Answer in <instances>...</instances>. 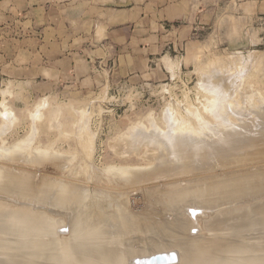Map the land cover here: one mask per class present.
<instances>
[{
  "label": "rangeland",
  "instance_id": "rangeland-1",
  "mask_svg": "<svg viewBox=\"0 0 264 264\" xmlns=\"http://www.w3.org/2000/svg\"><path fill=\"white\" fill-rule=\"evenodd\" d=\"M248 1L210 0L207 6L204 5L205 10L197 12L199 14L195 17L187 21L168 22L157 15L158 12L154 9L153 2L143 0L140 2L135 0V3L132 2L131 5L129 2H125L129 6L126 7V12L122 15L111 12L112 7L107 0H0V147L4 140L11 143L8 152L3 154V157L6 158L0 156V163L4 159L1 164L7 165L5 167H11L13 164L14 167L11 168L14 171L12 170V172L19 173L25 169L31 171L30 177L35 175L31 173L37 171L36 178L34 177L36 179L34 182L37 184L41 182L39 181L41 174H49L48 176L63 177L61 178L62 181H71L75 184L82 181L83 184H81L84 186L90 181L89 184L93 186H89V184L87 186L92 187V189L102 184L115 187L114 183L104 178L102 174L99 173V177L100 175L101 177L98 178V174L93 169L92 172L88 170L91 167L84 168L91 160L90 155H92V159L94 158V167L97 169L111 165H136L140 167L148 165L147 169H149L151 163L153 164L155 161L138 159L134 153L138 152V147L142 148L141 146L145 143L155 139L154 134L159 128L165 130V126L168 125L165 117L169 113L170 107L173 106V111L178 108L177 112L189 107L204 110L203 106L207 104L208 100L210 101V96H205L200 91L203 84H214L224 91H232L229 103L235 108H245V105L254 103L255 108L253 107V109L261 107L264 104V12L260 13L261 11L249 6ZM240 109L236 110L239 115L242 113V109ZM10 110L13 111V114ZM8 111L10 112L8 113ZM51 113L53 115H50ZM253 114L248 112L246 114V116L249 115L247 120L253 119V125L256 122L255 126L258 129H255L257 132L249 133L250 136L248 134L245 139L248 138L250 142L247 139L246 143L254 145V147L255 144H259L258 147L256 146L257 151L254 150V152H259V159L257 154H252L254 152L250 149L251 147L242 145V142L239 141L237 145L242 146V148L237 145L234 147V145L232 150L226 152L227 158L232 157L234 154V152L231 153L232 151L238 152L239 150L242 157L237 154L239 155L238 158L245 157L250 153V150L252 158L246 156L243 158V160L245 159L244 162L236 157L235 163L230 162L231 166L229 163V166H217L218 172L220 171L218 176L219 178L224 177V181L227 180L225 179L226 176L223 175L224 173L227 174L229 171L228 173L235 174L234 171L237 169L234 171V168L231 169L234 166L239 169V171L237 170L239 173L243 170V176L246 173H244L245 170H250L253 173L260 166L259 169L264 168V163H262L264 162L262 160L264 159V142L262 141L263 134H260L264 133L262 126L264 120L262 119L263 122L258 124L261 117ZM85 115L89 116L88 121L84 119L87 117ZM51 116L53 117L51 118ZM211 117L205 114L204 118L207 119L205 121L215 123V119ZM245 117L242 116L246 119L247 117ZM237 121L241 122L238 119ZM85 122H88L86 123L88 127ZM151 125H153L152 129ZM246 125H251V123H246ZM79 127H83L82 133H80ZM125 134L133 136L135 140L133 138L131 140V137ZM135 134L139 137H135L137 136ZM140 134H142L141 137ZM251 134H256L257 138L254 139L255 136L253 135L250 138ZM54 141L59 142V149L56 150L59 153L62 152V155H59L56 151V155L62 157L64 155V157L81 155L78 161L82 164H78L77 161L76 164L58 165L53 157H44V154L50 152L48 150L43 153L32 150L25 152V149L21 147L22 145L26 147L34 142L35 145L32 146L37 149L39 144L47 145L50 142L54 144ZM14 142L15 145H13ZM209 142H213V140H209ZM80 143L84 145V148L86 147L84 149L86 152L83 151L84 154L80 151L83 150V148L81 149L83 146H79ZM114 143H117L118 146H123L122 144L126 143L128 156L122 157L116 152L113 153L115 149L110 147ZM212 145L208 148L213 147ZM133 147L136 152L133 151ZM157 152L159 151H156L155 154L157 155L155 156L158 157L161 153L158 154ZM22 153L24 154L21 155ZM85 154L89 155V160ZM226 154L225 156L222 155L225 159H227ZM40 155L43 157L37 158ZM82 156L84 157L83 160ZM248 158L254 162L256 159L257 163L251 162ZM165 159L168 162V159ZM199 162L204 163L205 161L200 160ZM41 163L42 165H40ZM155 164L157 162L153 165ZM158 164L155 166L157 167ZM250 165L254 166L251 167ZM17 166L19 168H16ZM80 166L82 167L79 168ZM155 166L154 168H156ZM10 167L8 171L11 172ZM45 167H49L50 172L41 171ZM18 169L22 171H18ZM211 171L216 170L211 169L209 177H211ZM256 171L258 172V169ZM221 173L223 174L221 175ZM37 174L41 176L39 175L38 178ZM195 176L190 178L195 179ZM202 176L206 177L205 174ZM42 178L45 177L42 176ZM64 178L66 180H63ZM177 178V181L182 178L186 179L185 177ZM158 180L161 181V179H155L153 183L152 181L149 183L154 184ZM17 181L15 180V182ZM163 181L167 183L168 179ZM12 182L13 180L9 181L10 185L7 183L9 185L7 187L12 185L15 190L18 187L14 186ZM165 182L163 183L166 184ZM96 183L100 185L97 186ZM129 183L132 184V181L126 183L127 191L133 189L132 193L128 192L132 199L131 205L135 211L140 213L147 209L149 200H144L142 190L145 188L152 189V184L150 185L148 182L145 184L144 182L143 185L146 186L148 183L149 187H144L141 184L140 187L143 186V189L140 188L142 190L139 191V186L137 188V185L134 187L135 183L132 186ZM156 183L155 186H152L159 188V183L163 184L159 182L157 186ZM119 186L121 187L122 184ZM7 187L6 189H8ZM11 187L8 192L4 187L6 191H2L3 194L5 192L7 194L12 193ZM21 187L25 189L23 186ZM123 187L126 189L125 185ZM195 188L194 190H196ZM218 193L217 196L222 193L219 197H224L222 196L223 192ZM212 195L217 199L216 195ZM246 196L248 194L242 197L245 198V202L244 199L243 201L242 198L240 199L241 204L245 203L250 207L254 203V206L250 207L251 210L258 203H261L259 202L261 201L260 197L257 199V196L252 198L253 201L250 199L251 203H248L246 200L249 199V196ZM141 197H143L142 200ZM254 199L258 200L257 205ZM238 203L240 206V202ZM238 203H235L236 206ZM235 204L233 203L234 207H236ZM229 205V208L227 207L228 204L227 206L224 205V209L233 208L231 204ZM242 205L240 207L247 209L246 205ZM206 208L197 209L195 216L189 211L192 220H197L199 217L202 220L209 214L208 212L214 213L220 210L215 207H213L215 208V210L212 209L213 211L210 209L212 207ZM205 209L207 213H204ZM199 212L203 214L200 215ZM254 214L259 216L258 213ZM257 216L254 215L253 218H257ZM204 220H208V218L206 217ZM215 220L219 221L218 218ZM223 221L224 217L222 216L219 222L215 221L216 224L220 225L215 226L218 228ZM222 228L223 226L220 229ZM63 230L65 233L68 232V228ZM260 232L263 233V231ZM260 232L258 233L259 239L262 238V235L264 236V233L261 234ZM197 233L198 231H196ZM255 239L259 240L257 237L254 238L250 245L254 247L257 245V247L253 251L252 246L251 250L254 255L256 254L255 256L259 257L257 254L262 253L261 255H264V248H261L263 251L259 249L264 247V237L263 240H260L261 246L255 244L257 243ZM251 246L249 247L251 248ZM56 261L58 262L57 258ZM180 261L174 264H179ZM55 262L54 264H61Z\"/></svg>",
  "mask_w": 264,
  "mask_h": 264
},
{
  "label": "bare ground",
  "instance_id": "bare-ground-1",
  "mask_svg": "<svg viewBox=\"0 0 264 264\" xmlns=\"http://www.w3.org/2000/svg\"><path fill=\"white\" fill-rule=\"evenodd\" d=\"M203 85L200 87V91H202L205 96L211 97H209L210 101L208 100L207 104L203 106V112L198 108L193 107L182 110L180 109L177 112L176 110L178 108L173 111V106L170 107V110L168 109L169 113H167L165 117L168 121L165 130L159 128L160 130L158 129L154 134L155 139L152 136V140L149 142L146 141L147 143L144 142L145 144L141 146L142 148L138 147V152L134 151V147L132 148L133 151L136 152H133L135 157L138 159L145 161L150 159L151 162L155 161L157 164L161 163L160 165L158 164L157 167L155 166L157 164L153 165L154 162L153 164L151 163V165L149 164V169H147V164L146 167L136 165H111L104 167L103 169H97L94 167V158L92 159V155H90L91 160L88 161V164L90 165L87 164L84 168L87 166L91 167V169L89 167V169H86L91 172L93 169L98 174V178L101 177V175L99 177V173L102 174L104 178L111 180L115 187H112L113 185L111 186L110 183V186H107L98 182L102 185H97L96 183L97 186H100L92 189V187H89L91 185L89 184L90 181L88 182L89 186H87L88 184H85L84 186L82 185V181V184H75L71 181L66 182L62 181L61 178L63 177L60 178L54 175L48 176L49 174L43 175L40 171L39 173L45 178H42L39 174L42 178L41 179L37 174L39 181H41L37 184L34 182V180L36 181L34 177L36 178L35 175L37 171L31 173L35 174L34 176L32 175V181V176H29L31 171L29 172L26 169V171H22L20 168L18 171L22 172H12L13 169L11 167H14V165L10 164L11 167H5L7 165L1 164L3 163L2 160H4L2 159L0 163V264H54L56 258L58 259V262L56 261L55 263L61 264H174L179 262V260H181V263L179 264H264V255H261L262 253L257 254L259 255V257H257L255 256L256 254L254 255L253 253L257 245L256 247L252 245L253 249L250 245L254 238L257 237L259 239L260 235H258V233L260 231H263L264 233V182L262 183L264 176L261 175H264V168L259 169L261 166H257L258 168L255 166L258 169V172L256 171L257 169L254 170L255 172L252 169L253 173L250 172V170H245L244 173L246 172V175L244 174L243 176V170L239 173V169L234 166L231 169L234 168L233 171L235 169L238 170L234 171L235 174L228 173L229 171L227 172L228 175L226 173H221V175L223 174L227 177H225V179H227L225 181L223 179L224 177L219 178L218 174L220 171L218 172V169L216 168L217 166L228 165V163L230 165V162L235 163V160L240 159L238 158L239 155L241 156L240 150L238 151L237 149H234L239 153L232 151L231 153L234 152V154L231 158L228 156L230 159L227 158L228 154H226V152L233 149L234 145V147H236L239 141L242 142V145L245 144L247 147H251L250 149L252 152H254V150L257 151L258 148H256V146L258 147L259 144H255L254 147V145L246 143V141L249 140L248 138V140L245 139L246 136H248L249 133L257 132L255 129H258V127L255 126L257 124L256 122L253 125V119L247 120V116H251V114L247 116L246 114L250 112L254 113L259 118L261 117V121H259L260 123L258 122V124H261L264 120V104L257 109H253L255 103L251 105L247 104L245 105L246 107L244 106L245 108H241V110L240 107L235 108L229 103V97L232 91H224L219 86H214V84ZM208 97L206 98L208 99ZM5 106L4 108L7 107ZM238 109L242 111L240 115L236 111ZM10 111H8V113ZM12 112L13 111H11V113ZM205 114L209 117L212 116L215 119V123H209V121L206 122L205 120L207 119L204 118ZM50 115L53 114L51 113ZM242 116H246L247 118L245 117L246 119H244ZM52 117L53 116H51V118ZM88 118L89 116L84 119H87L88 121ZM231 118L236 120L237 123L234 122L233 119L231 120ZM237 119L241 122H238ZM52 120L54 121V119ZM244 120L245 122H243ZM86 123L88 122H85V124ZM246 123H251V125L245 126ZM59 124L61 123L59 122ZM78 125L79 123L77 126ZM86 125L88 127V124ZM253 126L257 128H254ZM262 126L264 128V124H262ZM79 128L81 130L80 133H82L83 127ZM152 128L153 125H151V129ZM260 129L262 130V128ZM130 131H132V129ZM142 134H140V137ZM256 134H251L250 138H252L253 135L255 136L254 139H256ZM260 134H263L262 141L264 142V133ZM125 135L130 136L127 134ZM130 137L126 138L132 140L133 136ZM135 137L139 136L137 135ZM133 139L135 140V138ZM209 140H213V142H209ZM33 143L34 142H32V144H26V147L24 145L21 147L25 149V152L26 150H32L33 152L43 153L48 150L50 152L44 154V157H53V160L57 161L58 165L62 166L69 165V163L76 164L77 161L80 160L81 155H70L68 157H64V155V158L56 155V151L59 155L62 153H59V151L56 150L59 149V142L57 141H54V144L51 142L47 145H43V143L39 144L37 145L38 147H36L37 149H34L33 146L35 143ZM10 144L11 143L8 140L2 142L0 156L2 155L3 157V154L8 152ZM13 145H15V142ZM80 145L81 143L79 146ZM122 145L124 147L118 146L117 143H114L110 148H114L115 151H113V153L116 152L119 156H128V145L127 147L126 143H123ZM210 145L213 147L208 148ZM81 146H83L81 147L83 150H80V147L79 150L83 152L86 147L84 148V145ZM240 148H242V146ZM251 150L250 153H252ZM156 151L161 153L158 157L155 156L157 155L155 154ZM84 152H86V150ZM150 152L151 154H149ZM152 152L154 155H152ZM159 152L157 153L159 154ZM224 152L228 160L224 158ZM10 153L9 155H11ZM250 153L248 155L243 153V155L251 156L252 158ZM252 154H257L258 156L259 152H254ZM262 154L263 153H261V155ZM85 155L87 156V154ZM83 156L82 160L84 158ZM41 157L43 156L40 155L37 158ZM165 158L168 159V162H166L167 160ZM243 158L240 160H243ZM254 158L257 157L255 156ZM84 160L86 161V159ZM200 160L205 162L201 163L199 162ZM83 163L85 162L83 161ZM254 163H257L256 159ZM78 164H82V162H79ZM40 165H42V163ZM151 166L152 168H150ZM154 166L156 168H154ZM9 167L11 168L10 170L12 173L8 171ZM16 168L19 167L17 166ZM211 169L216 171H211V177H209V171ZM43 170L50 172L51 169L45 167L41 169V171ZM80 172L83 171L80 170ZM215 172H217V174H215ZM206 173L208 174L206 175ZM204 174L206 177L202 176ZM194 175H196L195 179H191ZM197 175H199V177H197ZM177 177H185L186 179L182 178L177 181ZM221 178L223 181H221ZM155 179H161V181L158 180L161 183L165 182L163 180L167 181L168 179V181L167 183L165 182L166 184H160L156 181L160 186L162 185L161 187L159 186V188H156L154 187L156 182L152 184ZM12 180L14 186L18 188L14 190L13 188L15 187L11 185L12 187H10L13 189V192L7 194L8 189L10 188L7 186L10 185L11 182L9 183V181ZM15 180H18V184L21 183V185L16 184L17 182H15ZM63 180H66V178ZM131 181L132 184L135 183L134 187L137 185L138 188L139 186V191L143 189L144 182L146 184V182L149 183L152 181L151 184L154 185L152 186L149 183L152 189L145 188V190H142L145 198L144 200H149L147 202V209H144L140 213L134 210L131 205V195L128 194V192H131L134 187H129L132 190L127 191L126 183ZM7 183H9V185ZM148 183L144 187H149ZM158 183H156V185ZM120 184H122V186L125 185L126 189H124L125 187L122 188V186H119L122 188L120 189L118 187ZM130 184L131 183H129V185ZM141 184L143 186L140 187ZM3 185L5 189L6 187L8 188L6 189V194H3L2 192L6 191L4 190ZM140 188L142 189L140 190ZM194 188L196 190H194ZM218 192H223L222 196L224 197H219L222 193L219 194ZM217 193L219 194L218 196L216 195ZM212 194H214V196L216 195L217 199L213 197ZM247 194L249 197H246L249 199L246 200V202L248 201V203H251L250 199L253 197L256 198V196L257 199L259 197V199H261V201H259L261 203H258V200L256 201L254 199L256 205L258 203V205L254 207L255 209L253 208L254 210H251L250 208L254 203L250 205V207L245 203L243 205L241 204L243 199L245 202V198L242 197ZM258 194L260 195L258 196ZM142 198L143 197H141V200ZM241 198L242 201L240 200ZM236 202H240L242 206L246 205L248 210L246 207H240L241 205L239 206V203L237 207L235 204ZM233 203L236 207L233 206ZM229 204H231L233 208L224 209V205L229 208ZM136 205H138V203H136ZM206 207H208V209L209 207H212L210 208L211 210H215V208L220 210L215 211V214L212 212L213 210L211 211L213 214L208 212L209 214L206 216L208 220H204L206 217L202 220L201 217H197V220H192V215H197L195 214L197 209L199 210ZM206 209L204 213H207ZM254 213H258L259 216ZM202 214L200 213V215ZM253 214L257 216V218H253ZM214 215L216 216L214 217ZM217 215L221 216L220 218H222V216L224 217V224L221 222V226H223L222 229H220L221 226L217 228L220 224L215 223V221H220V218ZM213 218H218L219 221H214ZM64 228H68L70 235L68 232H64ZM196 231H198L197 234ZM260 233L263 234L262 232ZM253 236L256 237L252 238ZM66 237H69L70 239H67ZM263 237L264 236L262 235V238ZM261 239L258 240L259 242L255 239L257 241L255 244H259ZM261 244L263 245V243ZM249 246H251V248ZM261 248L264 247H260L259 249L261 250ZM259 249L258 251L260 252ZM162 254H165V256H161ZM157 255H160L158 260L150 259Z\"/></svg>",
  "mask_w": 264,
  "mask_h": 264
},
{
  "label": "crops",
  "instance_id": "crops-1",
  "mask_svg": "<svg viewBox=\"0 0 264 264\" xmlns=\"http://www.w3.org/2000/svg\"><path fill=\"white\" fill-rule=\"evenodd\" d=\"M140 2V0H138ZM145 2H153L154 9L158 12L157 15L164 20L170 21H187L195 17L197 12L205 10L204 5L207 6L210 0H143ZM220 1V0H217ZM112 7L113 13L125 14L126 7L135 3V0H107ZM129 2V5L125 4ZM249 6H253L255 10L264 12V0H249ZM140 8V7H139Z\"/></svg>",
  "mask_w": 264,
  "mask_h": 264
},
{
  "label": "water",
  "instance_id": "water-1",
  "mask_svg": "<svg viewBox=\"0 0 264 264\" xmlns=\"http://www.w3.org/2000/svg\"><path fill=\"white\" fill-rule=\"evenodd\" d=\"M159 256L160 255H157L156 257H151L150 259L151 260H158L159 259ZM161 256H165V254H162ZM155 264H157V263H155Z\"/></svg>",
  "mask_w": 264,
  "mask_h": 264
}]
</instances>
